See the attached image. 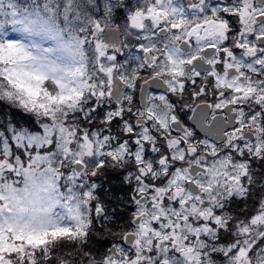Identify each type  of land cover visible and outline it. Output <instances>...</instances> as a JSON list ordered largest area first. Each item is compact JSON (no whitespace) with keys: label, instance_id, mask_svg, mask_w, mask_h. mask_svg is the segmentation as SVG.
<instances>
[{"label":"snow or ice","instance_id":"snow-or-ice-1","mask_svg":"<svg viewBox=\"0 0 264 264\" xmlns=\"http://www.w3.org/2000/svg\"><path fill=\"white\" fill-rule=\"evenodd\" d=\"M0 102V264H264V0H0Z\"/></svg>","mask_w":264,"mask_h":264},{"label":"clouds","instance_id":"clouds-1","mask_svg":"<svg viewBox=\"0 0 264 264\" xmlns=\"http://www.w3.org/2000/svg\"><path fill=\"white\" fill-rule=\"evenodd\" d=\"M120 169L117 168H113L110 164L107 168L106 174L105 175H101L97 178L96 183L99 185L100 188V193L102 194L103 197V201L105 203V206L107 208V213L106 215L109 217L108 220H105L103 218H100L96 221V223L94 224L93 228L90 229V232L92 233V235H96V231L97 229L101 230V237L104 236H109L110 235V231L109 232H105L103 231V229H111V227H113L117 222L116 220L113 218V207L115 206L116 208H122V197L118 194H116L113 189L115 187H119L121 185V183L118 182H112L108 179H106V177L109 174L112 173H116L119 174ZM121 179V177H120ZM124 185V184H123ZM61 209H56V212H60ZM69 247L75 249H79L80 247H82V242L77 243L75 245H69ZM66 264H87V262L84 260L83 255H73L72 257H69L66 260Z\"/></svg>","mask_w":264,"mask_h":264},{"label":"trees","instance_id":"trees-1","mask_svg":"<svg viewBox=\"0 0 264 264\" xmlns=\"http://www.w3.org/2000/svg\"><path fill=\"white\" fill-rule=\"evenodd\" d=\"M25 113H23L19 109H13L8 106H5L0 102V131H4L6 134L7 130V124L12 123L14 127H25L29 128L30 130H33L36 128L34 124L26 119H24ZM11 117V119H9ZM22 119V120H21ZM113 191L120 195L122 198L126 197L125 194L116 192V190L113 189ZM123 209H117L116 213H114L113 218L122 217L124 214ZM117 223H120V221H116Z\"/></svg>","mask_w":264,"mask_h":264},{"label":"rangeland","instance_id":"rangeland-1","mask_svg":"<svg viewBox=\"0 0 264 264\" xmlns=\"http://www.w3.org/2000/svg\"><path fill=\"white\" fill-rule=\"evenodd\" d=\"M178 2H179V3H183L184 0H178ZM105 107H106V106H105ZM23 117H24V119H26V120L32 122V123L34 124V126L37 127L35 117H33V116H31L30 114H27V113H25V115H24ZM99 119H100V117H97L95 120L92 121L91 124L87 125V127H89V129L91 130L94 126L97 125ZM21 120H22V119H21ZM24 128H25V127H24ZM35 129H36V128H35ZM35 129H33V130H35ZM113 174H116V173H113Z\"/></svg>","mask_w":264,"mask_h":264},{"label":"flooded vegetation","instance_id":"flooded-vegetation-1","mask_svg":"<svg viewBox=\"0 0 264 264\" xmlns=\"http://www.w3.org/2000/svg\"><path fill=\"white\" fill-rule=\"evenodd\" d=\"M110 175H111V174H109V175L106 177V179H108V180H110V181H112V182H115V181L120 180V176H119V175H117V177L114 178V179H112V178L110 177ZM114 190H117V191L120 192V193H124V192H126V191H130V188L128 187V185H123V184H121L119 187H115ZM123 218H124V217H123ZM123 218H116L115 220H116V221H123ZM120 223H123V222H120Z\"/></svg>","mask_w":264,"mask_h":264}]
</instances>
